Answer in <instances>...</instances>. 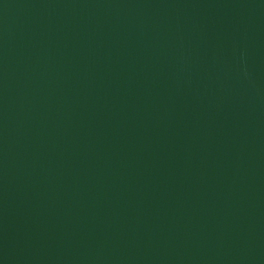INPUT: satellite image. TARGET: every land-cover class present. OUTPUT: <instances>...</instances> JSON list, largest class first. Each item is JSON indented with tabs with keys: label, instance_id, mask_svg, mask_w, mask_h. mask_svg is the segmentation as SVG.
Returning a JSON list of instances; mask_svg holds the SVG:
<instances>
[{
	"label": "water",
	"instance_id": "1",
	"mask_svg": "<svg viewBox=\"0 0 264 264\" xmlns=\"http://www.w3.org/2000/svg\"><path fill=\"white\" fill-rule=\"evenodd\" d=\"M0 264H264V0H0Z\"/></svg>",
	"mask_w": 264,
	"mask_h": 264
}]
</instances>
